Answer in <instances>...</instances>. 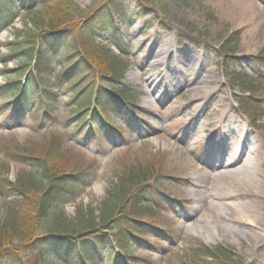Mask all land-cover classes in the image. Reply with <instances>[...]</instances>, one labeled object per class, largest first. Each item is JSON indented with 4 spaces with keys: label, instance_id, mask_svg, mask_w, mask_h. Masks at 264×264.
I'll use <instances>...</instances> for the list:
<instances>
[{
    "label": "rangeland",
    "instance_id": "rangeland-1",
    "mask_svg": "<svg viewBox=\"0 0 264 264\" xmlns=\"http://www.w3.org/2000/svg\"><path fill=\"white\" fill-rule=\"evenodd\" d=\"M106 1L57 0L43 6L22 3L15 24L0 34V116L5 113L9 93L3 87L19 78L21 68L17 56L9 57L10 43L18 38L16 31L47 29V22L63 20L60 17L71 8L68 2L93 13ZM249 1L263 22V27L253 32L255 38L248 34V24L240 20L242 0H156L140 17L132 14L143 1L125 0L129 12L116 17L129 51L123 57L126 65L119 69L125 72L120 85L106 82L99 71L108 63L103 43L113 39L110 51L116 56L123 53L112 32L99 34L98 43L86 49L73 42L76 37L69 40L76 52L98 56L94 64L99 72L93 71L82 87L89 83L92 92L104 87L115 96L123 86L133 93L135 111L142 115H135L132 121L138 136L127 135L125 117L113 112L118 118L115 124L126 138L112 131L105 133L104 126L91 120L94 127L105 130L100 139H87L85 130L78 132L73 127L77 122L72 108L80 106L82 96L75 104L71 88L61 84L67 53L63 47L56 50L41 88L42 99L54 112L42 120L34 115L39 109L35 106L33 112L17 116L6 128L0 124L3 180L16 183L29 174L38 175V161L55 175L84 174L85 182L75 186L76 195L60 203L43 221L41 233L84 225L91 213L100 216L108 191L123 182V176L150 171L163 183V197L168 200L160 206L165 213L141 219L158 226L162 235L153 234L156 239L150 240V245L133 242L126 254L133 256L132 262L204 264L194 250L200 254L204 246H223L240 264H264V78L253 63L264 50V0ZM28 9L34 11L31 18L25 12ZM228 38L231 47L222 54ZM113 64L110 61L109 65ZM204 75L210 76L207 85ZM250 80L257 83L258 90L247 97V91L237 83ZM21 81L27 84L29 76ZM85 116L89 118L90 112ZM242 148L243 155L232 157ZM232 159L243 166L256 164L261 179L255 187L239 184V177L248 175L246 172L221 178L222 166ZM3 193L11 196L6 190ZM17 198L11 196L10 202ZM10 202L0 197V228L4 227L0 241L19 245L21 241L4 226ZM243 209L251 215V222L234 224L235 210ZM253 221L260 232L251 225ZM116 228L113 232L118 236L121 228ZM29 262L34 264V259ZM42 264L55 261L46 259Z\"/></svg>",
    "mask_w": 264,
    "mask_h": 264
},
{
    "label": "trees",
    "instance_id": "trees-1",
    "mask_svg": "<svg viewBox=\"0 0 264 264\" xmlns=\"http://www.w3.org/2000/svg\"><path fill=\"white\" fill-rule=\"evenodd\" d=\"M54 1L57 0H0V33L17 19V11L22 3L29 2L30 6L38 3L43 6ZM142 1L143 4H139L133 16L140 17L142 13L147 12L146 9H150V5L156 4V0ZM68 3L71 4V8L60 17L63 20L56 18L53 22H45L47 29L38 32L26 29L16 31L18 38L10 44L12 50L9 57L17 56L22 61L21 68L18 69L19 78L3 87L9 93L6 95L8 100L5 102V113L1 114L0 121L6 119L10 113L14 115L33 111L35 106L39 109L33 113L42 120L54 112V108L49 110L50 107H47L45 99H42L44 96L41 88L42 83L45 82V74L52 68L53 55L59 47H63L67 56L65 65L60 71V82L71 88L75 104L82 96L80 106L77 104L72 108L74 121L77 122L73 127L78 132L85 130L86 138L100 139L102 129L94 127L92 122L104 126L107 132L120 134V126L115 124L118 118L111 113H119L128 121L130 118L132 120L136 106L133 103V93L123 86L117 90L115 96L110 95L104 87H100L98 91L94 88L92 92L89 83L82 86L89 81L95 70L100 71L102 79L109 83L120 85L125 77L124 69L121 72L119 69L122 64L126 65L123 57L128 55L129 51L121 39V30L117 29L116 17L127 15L129 10L125 0H107L93 13L84 12L73 2ZM25 11L30 18L34 14L33 10ZM109 32H112L114 40L123 53L116 56L110 51L113 39L103 43L101 47L107 51L108 63L106 66H101L102 71H98L94 64V60L98 57L95 52V55L90 52L85 54L84 51L76 52L75 45L69 42L74 36L73 39L76 37V41L73 42H76L78 47L82 46L86 49L89 45L98 43L99 34ZM231 41L232 39L228 38L224 43L221 48L222 54H226L227 49L231 47ZM110 61L114 62V66L109 65ZM253 63L259 76L264 78V50L253 59ZM25 75L29 76V81L22 86L21 78ZM238 76L247 79L245 75ZM256 84L250 80L239 85L237 83V86L247 91L245 96H251L258 90ZM94 100L97 106L90 108ZM88 112L90 117L86 118ZM125 128V132L131 134L129 129ZM35 166L39 170L38 175L29 174L25 180L16 183L0 177V197L5 202H10L11 196H18L17 202H10L11 206L7 211L4 226L12 232L13 237L21 241L19 245H13L12 241L8 244L0 241V264H30L31 258L34 259V264H42L46 259L55 261V264H102L104 261H108L109 264H138L131 261L132 255V257L126 255L132 243L150 245V240L156 239L153 234L162 235L158 226L141 219L145 215L165 213L160 206L167 205L168 200L163 197L165 196L163 183L158 178L152 177L150 171H137L133 176H123V182L117 183L116 187L108 191L103 213L100 216L96 217L91 213L84 225L41 233L43 221L52 216L60 203L73 198L76 195V184H83L85 180L84 174L79 175V173L55 175L39 161L35 162ZM151 178L152 181L149 183ZM3 190L10 192L11 196L4 195ZM116 227L121 228L118 236L113 232L117 230ZM115 245L124 250L123 254L115 253ZM199 250L200 254L195 250L193 253L196 257L202 258L204 264H240L239 260L233 257L232 252L223 246L215 248L204 246Z\"/></svg>",
    "mask_w": 264,
    "mask_h": 264
},
{
    "label": "bare ground",
    "instance_id": "bare-ground-1",
    "mask_svg": "<svg viewBox=\"0 0 264 264\" xmlns=\"http://www.w3.org/2000/svg\"><path fill=\"white\" fill-rule=\"evenodd\" d=\"M243 2V7H242V13H241V22L248 24V29H249V33L248 34H252L254 37V33L255 31L258 30V28H262V20H261V15L260 13L257 11V7L252 5L250 3L249 0H242ZM238 20V19H236ZM252 37V38H253ZM255 38V37H254ZM255 43V41H254ZM206 78V79H205ZM203 82L204 84L207 85V83H209L210 80V76H203ZM238 154H234L232 157L238 156L239 154L244 153L243 148L242 149H238L236 151ZM234 160H229L227 161L225 165L222 166L221 168V178H226V177H233V176H243L246 172L248 175H246L245 177H239V181L241 185H243V187L246 188H251V187H255L260 179V173L257 171V166L255 163H250L248 165H240V163H234ZM251 222V215L249 214V212L245 209L243 210H235V218L233 220V223L236 225H246L247 223L249 224V222ZM253 226V228L260 232L261 229L256 225V222L253 221V223L251 224ZM254 234H257L254 231Z\"/></svg>",
    "mask_w": 264,
    "mask_h": 264
}]
</instances>
